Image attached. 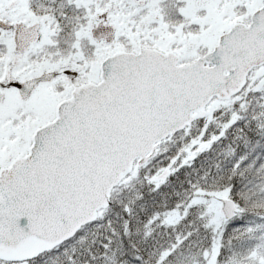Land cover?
<instances>
[{
  "label": "snow or ice",
  "instance_id": "obj_1",
  "mask_svg": "<svg viewBox=\"0 0 264 264\" xmlns=\"http://www.w3.org/2000/svg\"><path fill=\"white\" fill-rule=\"evenodd\" d=\"M0 264H264V0H0Z\"/></svg>",
  "mask_w": 264,
  "mask_h": 264
}]
</instances>
